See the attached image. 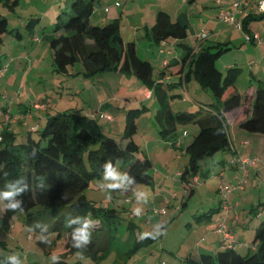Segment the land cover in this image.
Wrapping results in <instances>:
<instances>
[{
  "label": "rangeland",
  "instance_id": "1",
  "mask_svg": "<svg viewBox=\"0 0 264 264\" xmlns=\"http://www.w3.org/2000/svg\"><path fill=\"white\" fill-rule=\"evenodd\" d=\"M70 1L18 0L14 8L0 1V12L7 18L8 28L12 30L3 34L0 41V62L7 63V72L1 76L0 82L5 75H13L17 81L8 91L0 87L1 106L5 109L9 108L10 99L5 98L10 94V97L16 98L12 107L13 112H16L20 98L26 91L33 100L35 95L39 94L42 99L53 105L49 110L50 115L64 110H79L82 114L90 116L99 105H102L105 118L101 119L99 113H96L95 118L100 121L104 131L112 130V136L117 140L125 132L127 125L134 123L137 126V131L132 137L152 161L150 169L153 173L152 184H138L127 180L122 174L124 162L117 161L114 167L117 179L105 178L104 172L94 177L84 190V195L93 204L113 207L118 211L110 257L103 264H122L126 252L133 247L135 241L146 244L142 243L143 245L138 247V252L136 251L129 259L128 264H189L185 262L187 258L197 260L199 253H215L217 249L212 247L213 244L221 241L224 232H228L226 228L217 234L210 233L211 229L218 228L219 223L222 222L223 208L212 213V218L203 214L208 211L214 212L217 208L221 197L218 196V184L234 183L239 171L228 163L222 174H213V170H209L211 174L205 177L203 174L216 165V162L207 159L198 173L202 175L195 184L192 194L189 183L180 179V173L188 166L189 155L185 152V146L192 140L197 125L181 124L177 132L181 135L180 140L178 143H173L170 136L159 133L156 127L155 114L161 107L159 99L152 95L147 102L139 101V92L145 84L133 72L105 70L86 76L83 64L78 62L69 66L68 73L58 74L54 71L50 43L38 44L36 54L40 53L41 57L39 59L34 57L32 50L35 43L32 40V33L35 32L36 37L51 33L60 9L66 8L71 12L69 7H66ZM235 1L237 0H100V4L90 17V22L105 25L117 21L124 42L134 40L141 57L149 56L155 60L160 49V46L156 45H161L164 41L155 43L154 49H150L152 42L148 33L158 14L167 12L172 19L178 18L187 23V35L179 40L181 44L188 43V48L192 50L202 41L200 36L203 32L210 30L215 32L220 28L216 25L218 21H225L220 19V11L235 12L233 9ZM225 23L221 24L222 27L229 26L231 30L224 35L231 33L232 40L231 43L226 44L228 48L216 59V66L227 72L231 65L236 73L234 87L245 95L251 88L253 90L256 88L259 79L264 80V18L251 21L253 26L250 24L249 33L258 32L262 37L261 42L252 44L247 41L245 30H240L231 22ZM17 33L21 36L18 37ZM180 43L175 47L182 50L183 46ZM202 43L207 45L212 41L203 40ZM167 45L161 47L165 50L172 48L170 43ZM30 51L33 54L32 69L29 71V60L24 59L22 55ZM153 64L156 75H160L159 72L163 69L162 63L155 61ZM22 81L25 83V88L22 87ZM186 83L187 89H175L182 94V97L173 96L174 91L171 90L163 97L170 102L172 109L190 105V109L193 110L187 108L184 110L197 111L200 109L199 104L192 105L190 101L192 99L202 102L204 94L200 91V84L193 78L188 79ZM199 94H202V97ZM33 100H30V105H33ZM23 121L25 119L13 125L18 135H27L28 130L38 124L36 121H28V126ZM18 126L21 132L17 130ZM230 127L228 125L227 129L231 139L243 138L247 143L240 145L238 141L236 143L238 153L235 155L230 150L220 153L233 155L232 159L236 160L242 156L259 159L251 171L249 168L252 166L248 167L250 174L246 175L244 189L231 195L233 201L239 202L240 205L232 210L227 222L228 226L231 225L233 215L235 213L240 215L241 228L235 234H238L237 238L242 235L245 239L240 246L239 243L236 246L238 251L246 253L252 247V238L256 233L255 225L259 220L264 219V134L246 132L239 126ZM32 134L35 138L38 137V133L32 132ZM220 153L215 156V161L221 157ZM111 184H119L122 189L109 188ZM140 193H144L145 196L138 200ZM136 208L141 209L139 216L134 214ZM2 209L3 201L0 198V210ZM199 215H203L202 221ZM1 216L0 212V218ZM26 218L25 213H17L13 216L8 230L0 228V242L6 244V250L0 248V251L15 257L16 264H51L53 254L59 255L73 248L72 233H68L61 240L49 244L43 251L38 246L41 233L36 231ZM40 222L46 227L51 224L47 218H40ZM144 233H151L155 239L141 240L140 236ZM46 235L51 240L55 238L53 232L49 231Z\"/></svg>",
  "mask_w": 264,
  "mask_h": 264
},
{
  "label": "trees",
  "instance_id": "2",
  "mask_svg": "<svg viewBox=\"0 0 264 264\" xmlns=\"http://www.w3.org/2000/svg\"><path fill=\"white\" fill-rule=\"evenodd\" d=\"M0 1L11 8L18 2ZM99 4L100 0H71L66 5L71 12L61 8L57 13L50 40L54 71L58 74L68 73L69 66L81 62L86 76L105 70H119L123 73L133 72L149 88L154 85L153 95L161 105L155 114L159 133L170 136L171 141L177 143L176 129L179 125L193 123L198 126L197 134L185 146L189 162L180 173V179L189 183L190 191H193L192 184L202 163L230 148L228 122H237L243 131L264 134V80L259 79L254 91L243 96L234 87L235 69L228 68L227 72H223L216 66V59L226 50V45L203 47L192 56L190 51L186 53L182 64L172 72L182 74L185 82L189 78L196 80L213 101L208 104V108L193 112L175 110L163 97L166 95L163 87L154 84L151 63L137 55L133 41L124 42L118 22L112 21L105 25L90 22ZM256 14L258 17L254 16ZM256 14L251 13L243 18L242 30L248 33L247 25L252 19L264 18V13ZM154 20L149 31L154 44L168 38L182 39L187 35L186 25L172 19L167 12H161ZM10 32L12 30L8 28L7 18L0 12V41L3 34ZM16 35L21 36L19 33ZM188 59L189 65L185 69ZM251 96L250 109H247ZM37 131V138L27 136L18 140L15 133L7 128L2 130L0 194L16 189L23 191L12 200L0 195L3 201L0 228L7 230L15 214L25 213L29 224L41 233L38 246L44 251L49 244L73 233L87 221L92 234L91 242L81 249L73 247L69 252L59 254L60 260L51 264H103L110 257L118 211L113 207L93 204L84 195V190L94 177L105 172L106 163L111 162L114 168L117 161L124 162L122 174L127 180L152 184V162L132 137L137 126L134 123L127 125L117 140L103 133L97 119L79 110H64L49 115L46 124ZM15 202H20V208H8L9 203ZM217 210L203 215L211 218ZM40 218L49 219V227L41 223ZM77 218L80 224H69L70 220ZM255 228L252 247L246 253L238 251L236 244L239 241L228 240L215 253H202L197 260L187 258L185 262L264 264V219L259 220ZM49 231L55 233L53 240L46 235ZM142 243L146 244L134 242L122 264H128ZM0 248L6 250V244L0 242ZM12 257L0 251V264H13Z\"/></svg>",
  "mask_w": 264,
  "mask_h": 264
},
{
  "label": "crops",
  "instance_id": "3",
  "mask_svg": "<svg viewBox=\"0 0 264 264\" xmlns=\"http://www.w3.org/2000/svg\"><path fill=\"white\" fill-rule=\"evenodd\" d=\"M190 1H193V0H190ZM251 13H253V14H256V13H259L258 12V10H257V8L254 6L253 8H251V10L250 11H248L247 12V14L246 15H248V14H251ZM169 14V13H168ZM246 15H244V17L246 16ZM255 17H258V15L256 14V15H254ZM243 17V18H244ZM172 18V17H171ZM243 18H241V22L243 21ZM156 19V18H155ZM236 19H237V17H236ZM239 19V18H238ZM257 19V18H256ZM174 20H177V21H179L181 24H184V25H186V27L188 26L187 25V23L186 22H183V21H181V20H179L178 18L177 19H174ZM253 20V19H252ZM251 20V21H252ZM154 21L155 20H153V23H154ZM251 21L248 23V25H247V28L249 29V27H250V24L253 26V23H251ZM226 21H223V22H220V21H218V23L216 24L217 26H219L220 28H217L216 29V31L215 32H213L212 30H210V32H203V33H206V36L205 37H201L200 36V38H201V42L196 46V48H194V49H189L188 48V46H189V44L188 43H186V44H181L180 43V41L181 40H179V39H174V38H168V39H166V41L164 40V42L162 43V44H164V45H156V46H160V49H159V55L158 56H156L155 57V60H154V58H151V57H149V56H146V57H141L140 55H139V53H138V49H137V47H135L136 48V53H137V55L140 57V58H142V59H145V60H147V61H149L150 63H151V65H152V67H153V80H154V84L156 85V84H159V85H161L163 88L162 89H164V91L165 92H167V91H174V94H173V96H176V97H182V94H180V92L179 91H175V89H178V88H181V89H183V88H185V89H187L186 87H187V83L184 81V76L182 75V74H180V73H177V72H172L174 69H177L178 67H179V65H181L182 64V60H183V58H184V56L186 55V53L188 52V51H190L191 52V56H192V54H196L197 52H198V50L200 49V48H203V47H208V46H216V45H226V44H228V43H231V40H232V37H231V33H228V34H226V35H224L225 33H227L229 30H231L230 28L231 27H229V26H226V27H222L223 25H221V24H226L225 23ZM152 23V24H153ZM152 24H151V26H152ZM207 27H208V25H207ZM249 31V30H248ZM202 33V34H203ZM137 34V33H136ZM201 34V35H202ZM260 35V34H259ZM32 36H33V43H35V46H34V48H33V50H32V52L35 54V58H37V59H39L40 57H41V55H40V53H37L36 54V52H37V49H38V44H40V43H50V40L52 39V37H53V33L51 32V33H44V36H41V37H36V33L34 32V33H32ZM148 37H149V33H148ZM123 38V37H122ZM46 40V41H45ZM149 40L152 42V46H150L149 48L150 49H154V47H153V45H154V42L151 40V38L149 37ZM203 40H211L212 41V43L211 44H207V45H204L202 42H203ZM131 41V40H130ZM133 42H134V40H132ZM248 41V40H247ZM261 42L262 41V37H261V35H260V39L259 40H249L248 42H250L251 44L252 43H256V42ZM129 42V41H128ZM135 43V42H134ZM167 43L169 44L170 43V46L172 47V48H169V49H167V50H165V49H163L161 46H168L167 45ZM177 43H180L182 46H183V49L182 50H180L179 48H176L175 46L177 45ZM227 48H228V46H227ZM50 49H51V47H50ZM52 50V49H51ZM31 51L30 52H28L27 54H23L22 56L24 57V59H27V60H29V66H28V70L30 71L31 69H32V60H31V58H32V53ZM170 56V57H168V56ZM161 62L162 63V66H163V69H162V71L161 72H159V73H161L160 75H156L157 74V72L155 73V67H154V62ZM7 63L6 62H0V66H2L3 67V65H5V67L7 66L6 65ZM173 65H175V66H173ZM188 65H189V59L187 60V62L185 63V69H187V67H188ZM18 66V65H17ZM169 66V67H168ZM173 66V67H172ZM230 68L232 67L231 65L229 66ZM7 68V67H6ZM170 68H172V69H170ZM7 72V71H6ZM5 72V73H6ZM3 78V81L2 82H0V87H4V91H8V89L10 88V87H12L13 86V83H17V81H15V77L13 76V75H5V76H3L2 77ZM189 79H192V78H189ZM14 81V82H13ZM22 87L23 88H25V83L22 81ZM153 87H154V85H153ZM153 87H151V88H149V87H147V86H144L141 90H140V92H139V95H138V99H139V101H142V102H147L151 97H152V95H153ZM13 88V87H12ZM237 89V88H236ZM14 90V89H13ZM200 91H201V93L202 94H204V96H203V100H202V102L200 101H195V100H192L191 99V101L190 102H192V105H193V103H197V104H199V106H200V108H208V104H205L203 101H209L210 103H212V101H213V99H212V97H211V95L206 91V90H204V89H202L201 87H200ZM254 90L251 88L250 89V93L251 92H253ZM248 92V93H249ZM202 94H199V96L200 97H202ZM5 95V94H4ZM245 95H247V94H245ZM245 95H243V96H245ZM172 96V95H171ZM6 97V96H5ZM35 99L33 100L32 98H31V96L25 91L24 92V94L22 95V97L20 98V102H19V104H18V107H17V110H16V112H13L14 111V109L12 108L13 107V105L15 104V102H16V98H14V97H10V94H7V97L5 98V99H10V101H9V108L8 109H6V110H9L10 111V113H11V115L12 116H14L15 118H16V120H15V122H19V121H22L23 119H25V121H23L24 122V124L25 125H28L29 126V122L28 121H30V122H33V121H36L38 124H36V125H33L32 127H31V129L30 130H28V134L27 135H22V134H20V135H18V133L17 132H15V128L13 127V125H14V123L12 124V123H5L4 124V128H7L8 129V131H10V132H12V133H15L16 134V139H20V140H23L24 138H26L27 136H34L33 134H32V132H34V133H38V129H40V128H42L45 124H46V120H47V117L50 115V112H49V110L50 109H52L53 107V105H51L50 103H48V101L47 100H45V99H42L41 98V96L39 95V94H37V95H35V97H34ZM3 99V98H2ZM30 100H33V105H30V103H31V101ZM184 101V100H183ZM187 100H185L184 102H186ZM251 102H252V96L250 97V99H249V103H248V106H247V109H250V104H251ZM174 103H176V101L174 102ZM1 104H2V101L0 100V108L1 109H5L4 107H2L1 106ZM171 105V104H170ZM185 108H187V109H190L191 107H190V105L188 106H181L180 108H177V109H180V110H184ZM177 109H175V110H177ZM190 110H193V108L192 109H190ZM103 106L102 105H99L97 108H96V110L93 112V113H91L90 114V116L89 117H91V118H94V119H96L95 117H96V113H99V117L101 118V119H103V118H105V115H103ZM32 120V121H31ZM98 120V119H97ZM98 122H99V125H100V128H101V130L103 131V133H106V134H109V135H113L112 134V130H108V131H104L103 129H102V127H101V124H100V121L98 120ZM189 124H193V123H189ZM186 125V124H185ZM194 126L196 125V124H193ZM228 125H230L231 127L230 128H235V127H237V126H239V124L237 123V122H232V121H230V122H228ZM228 125H227V127H228ZM180 126V125H179ZM179 126L177 127V132H178V129H179ZM32 128H33V130H32ZM193 128H195V127H193ZM196 129V128H195ZM17 130L18 131H20L21 132V128H20V126H18V128H17ZM197 132H198V127H197V129L194 131V134H193V137H192V139L194 138V136L197 134ZM229 132V131H228ZM20 136V137H19ZM180 137H181V135H179V134H177V143L179 142V140H180ZM186 137V136H185ZM229 138H230V148L228 149V150H230L231 151V153L233 154V155H235V154H237L238 153V146L236 145V143L238 142V141H240L239 142V144L240 145H242L243 143H244V145H246V143H247V141L246 140H243V138H242V140L240 139V140H233V139H231V135H230V133H229ZM141 146V145H140ZM141 148H142V146H141ZM220 153V152H219ZM221 154V153H220ZM219 154V155H220ZM147 155V154H146ZM217 155V154H216ZM215 155V156H216ZM218 155V156H219ZM233 155H224V153L223 154H221L220 156L221 157H219V160H217V161H215V156L213 157V158H211V160H213L212 162H216V165H214V167L212 168V169H208L207 170V172L206 173H204L203 175L206 177V176H209V174H211V172H209V170H213V174H222L223 173V170L226 168V167H228V163L230 162V160L232 159V156ZM148 156V155H147ZM150 157L148 156V159H149ZM234 159V158H233ZM151 160V159H150ZM207 160V159H206ZM206 160L202 163V167L206 164ZM152 162V161H151ZM218 163H220V164H218ZM230 164V163H229ZM229 166H231V167H233V168H236L235 166H232L231 164L229 165ZM256 166V165H255ZM255 166H252V167H250L249 169H250V171H251V169H253ZM250 171L248 172L249 174H250ZM201 175H202V173H200V174H198V176L195 178V181H194V184H192L193 185V188L194 187H196L195 186V184H197V181L199 182V180H200V178H201ZM225 175H223V177H224ZM221 183H219L218 184V186H217V189H218V187H219V185H220ZM218 191V190H217ZM241 191V190H240ZM240 191H235V192H233V193H231L230 194V196H228V197H230V198H227L226 200H224V199H222L221 197H223L222 195H221V193L218 191V196L220 197V199H219V204H218V206H217V208H215V209H218V210H220L221 209V207L223 208V214L221 215V217L223 216V220H222V222L221 223H219V225H218V228H216V227H214L213 229H211V231H210V233L211 234H217V233H220L221 232V229L219 228V226H221L222 224H224L225 226H224V229H228L227 231H228V233H230V235H232L233 236V239L234 240H236V241H239V246L241 245V243H243V241H244V239H245V237L244 236H239L240 238H237V235L235 234L236 233V231L238 230V229H240L241 228V226H240V224H239V221H240V215L238 214V213H235L234 215H233V220L231 221V225H229L228 226V220H229V218H230V215H231V212H232V210L234 209H236V207H238L239 205H240V203L239 202H234L233 201V198L231 197V195L233 196V194H235V193H239ZM194 193V189H193V191H192V194ZM221 199H222V201H221ZM214 209V210H215ZM0 212H1V214H2V210H0ZM219 215V214H218ZM217 215V216H218ZM212 218V217H211ZM11 227V226H10ZM9 229V228H8ZM7 229V230H8ZM235 231V232H234ZM222 234V233H221ZM226 238L223 236V238L221 239V241H217V242H215L213 245L214 246H212V247H214V248H216V249H218V248H221V246H222V244H224V243H227V239L225 240ZM238 247V246H237ZM217 251V250H216ZM2 252V251H1ZM200 254H202V253H199V255H198V258H199V256H200Z\"/></svg>",
  "mask_w": 264,
  "mask_h": 264
},
{
  "label": "built area",
  "instance_id": "4",
  "mask_svg": "<svg viewBox=\"0 0 264 264\" xmlns=\"http://www.w3.org/2000/svg\"><path fill=\"white\" fill-rule=\"evenodd\" d=\"M127 1V0H124ZM256 7L258 12L264 13V0H237L233 3V9L235 12L232 10H227V11H220V19L231 22L234 24V26H237L240 30H242V22L241 18L244 17V15L247 14L248 11L251 10V8ZM237 17V19H236ZM239 18V19H238ZM206 33H203L201 37H205ZM245 37L246 39L249 40H259L260 35L258 32L255 33H247L245 32ZM6 72V67L5 66H0V78L1 76ZM16 118L11 115L9 110L6 109H1L0 108V143L3 141V135H2V130L4 128L5 123H14ZM259 162V159L257 157H243L236 160V159H231L230 164L232 166H235L236 169L239 171V174L236 177V181L234 183H221L218 187L219 192L223 196L225 200L229 198L231 193L239 190L244 189V182H246V175L248 174V167L250 166H255ZM120 189L121 186H119ZM164 212V210H162ZM224 224L221 225V231L224 229ZM224 237L227 240H232L233 236L230 235L228 232H224Z\"/></svg>",
  "mask_w": 264,
  "mask_h": 264
},
{
  "label": "clouds",
  "instance_id": "5",
  "mask_svg": "<svg viewBox=\"0 0 264 264\" xmlns=\"http://www.w3.org/2000/svg\"><path fill=\"white\" fill-rule=\"evenodd\" d=\"M104 167H105V178H112V179L118 178L117 173H116L115 169L113 168L111 162L106 163ZM119 186H120L119 184H111L108 187L109 188H117ZM20 191H23V189H16L14 191L5 192V193L0 194V195H2L3 198L12 200V198L15 195H17ZM144 196H145L144 193H140V194H138L137 199L140 200ZM8 208H10L12 210H16V209L20 208V202L9 203ZM140 213H141L140 208L134 209V214L136 216H139ZM72 223L80 224L81 221L79 218H77L75 220L69 221V224H72ZM91 235L92 234L89 231V223L87 221L83 222V224L80 227L76 228L74 230V232L72 233V238L74 241L72 247H75L77 249L83 248L85 245H87L91 242ZM146 238L155 239L154 237H152L151 233H144L140 236L141 240L146 239ZM11 259L13 261V264H16L15 257H12ZM51 259L53 261H58V260H60V257L58 255L53 254L51 256Z\"/></svg>",
  "mask_w": 264,
  "mask_h": 264
}]
</instances>
